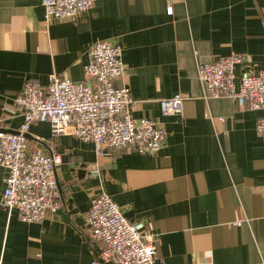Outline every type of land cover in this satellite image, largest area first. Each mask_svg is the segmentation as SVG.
<instances>
[{
  "label": "crops",
  "instance_id": "crops-1",
  "mask_svg": "<svg viewBox=\"0 0 264 264\" xmlns=\"http://www.w3.org/2000/svg\"><path fill=\"white\" fill-rule=\"evenodd\" d=\"M98 39L122 49L126 70L112 83L130 87L131 117L156 121L165 142L148 154L97 151L32 123L28 152L62 157V206L27 224L0 205V264H90L101 242L89 238L85 213L101 191L153 234L154 264H264V139L255 131L264 111L203 98L195 64L235 52L245 58L237 75L263 68L264 0H97L59 20L44 17L41 0H0V129L23 122L15 98L27 79L85 80ZM177 93L181 112L162 115L159 101ZM6 175L0 167V198Z\"/></svg>",
  "mask_w": 264,
  "mask_h": 264
},
{
  "label": "built area",
  "instance_id": "built-area-1",
  "mask_svg": "<svg viewBox=\"0 0 264 264\" xmlns=\"http://www.w3.org/2000/svg\"><path fill=\"white\" fill-rule=\"evenodd\" d=\"M97 0H41L47 20L73 18L92 8ZM172 7H167V13ZM242 54L231 52L213 62L197 61L196 77L203 98L233 99L239 107L264 111V67L256 73L241 70ZM85 80L72 81L52 75L46 85L27 79L15 98L23 122L10 133L0 129V167L7 175L0 205L23 223L41 222L61 208L62 194L56 168L58 153L28 152L26 134L34 122L47 121L52 135L68 134L95 149H135L142 154L157 152L165 142L164 129L150 118L134 121L130 114V87L117 88L112 80L125 73L122 49L113 41L98 39L89 48L83 66ZM184 97L177 93L159 101L161 114L181 112ZM255 131L264 139V115ZM85 213L88 236L100 241L101 248L90 264H154L153 234L144 222L128 220L120 206L101 191L90 201ZM241 222V221H240ZM240 222H237L238 224Z\"/></svg>",
  "mask_w": 264,
  "mask_h": 264
},
{
  "label": "water",
  "instance_id": "water-1",
  "mask_svg": "<svg viewBox=\"0 0 264 264\" xmlns=\"http://www.w3.org/2000/svg\"><path fill=\"white\" fill-rule=\"evenodd\" d=\"M26 136H27V134H26ZM60 153H62V152H60ZM65 157V155L63 154V158Z\"/></svg>",
  "mask_w": 264,
  "mask_h": 264
}]
</instances>
